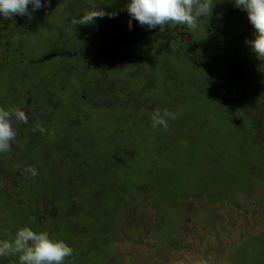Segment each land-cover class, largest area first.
<instances>
[{
  "label": "trees",
  "instance_id": "16d2710c",
  "mask_svg": "<svg viewBox=\"0 0 264 264\" xmlns=\"http://www.w3.org/2000/svg\"><path fill=\"white\" fill-rule=\"evenodd\" d=\"M50 2L31 18L10 17V29V18L0 23V43L25 41L0 59V107L28 117L16 120L4 152L21 147L7 162L23 171L18 195L0 197V240L29 226L73 247L65 264H126L111 239H126L120 216L128 205L144 204L156 212L144 237L158 241L159 261L162 246H182L195 213L207 212L203 224L215 232V205L264 209V61L245 43L254 32L245 10L209 0L211 16L198 21L214 44L208 49L138 21L130 29L128 0ZM73 5L83 12L74 15ZM94 9L105 15L74 30L67 23L51 33L58 24L45 21ZM31 86L32 100L23 101ZM158 110L173 114L167 127H153ZM234 249L231 264H264V231ZM0 264H20L19 253Z\"/></svg>",
  "mask_w": 264,
  "mask_h": 264
},
{
  "label": "rangeland",
  "instance_id": "374dc122",
  "mask_svg": "<svg viewBox=\"0 0 264 264\" xmlns=\"http://www.w3.org/2000/svg\"><path fill=\"white\" fill-rule=\"evenodd\" d=\"M48 6L52 7L53 2L49 3ZM60 8L67 9L65 6H60ZM68 9H71L76 16L83 12L78 5H73ZM68 16L70 15H67V21H70L71 18ZM72 19L77 18L72 17ZM4 21L5 18L1 19L0 23H3ZM59 26L60 25L53 29H49V31H51V33H56ZM10 28L11 25L9 24V29ZM160 29V26H157L156 30L160 31ZM162 29L163 32H165L169 27L164 26ZM196 31L197 36L203 41L202 43L204 46L208 49L214 46L209 39H205L203 33H201L202 27L200 25H198ZM28 33L32 34V32ZM175 33L176 31H170L166 35L173 39ZM4 38L7 37L3 36V30H1L0 41H3ZM104 39H107L106 36ZM22 41L23 40L17 38L18 45L16 43H12V45L6 44V42L0 43V59L4 61L6 58H11L14 53V47H21ZM186 41L189 45H194L193 43H195L198 46V43H200V41L197 42L193 39L191 32L182 40L183 43H186ZM160 42L161 41L158 43ZM175 42L180 43V40L176 39ZM235 75L236 78L241 79L238 72H236ZM235 84L239 86L237 81ZM36 89L37 87L31 86L24 91L23 101L25 99L27 102L31 101L32 97L30 94L32 90ZM12 121L13 125L18 122L16 119H12ZM13 151V153L8 152V154L4 152L0 153L5 160L2 159L3 164H0V197L5 195L7 199H12V197L18 195V192H16L14 188L18 185V182L16 181H19V176L23 171V168H21L22 170L18 169L16 171L10 163L7 162H12L10 159L12 157L16 158V155L20 153L22 149L21 147H16ZM7 155H9L8 159H6ZM127 201H132L134 204L131 195L127 197ZM26 204L30 203L27 202ZM140 205V209H136V207L132 208L128 205V211L125 212L123 216H120V225H123L127 229L126 239L123 240L119 236L111 239L115 246L116 253L122 256L121 259L125 260L126 264H132L133 260L139 264H231L230 258L234 253L235 245L249 235H258L264 231V209H260L256 205L253 207L250 201L244 204L241 208L221 207L215 205L213 207L214 214L216 215H214V220L217 218L215 232H211V230L203 224V216L204 214H207V212H201V214L195 213L192 219L190 218L182 227L184 231L181 235L183 239L182 246H177L176 249L168 245L165 247L162 246L159 252L162 258L157 261L155 259L157 254L155 249L157 248L158 241L151 240L149 237H144V232L148 228L147 225L152 223L150 222V214L155 215L156 212L152 209H147L144 204ZM206 221L208 220L206 219ZM137 239L142 240L141 243L135 241ZM143 239L145 240L143 241Z\"/></svg>",
  "mask_w": 264,
  "mask_h": 264
},
{
  "label": "clouds",
  "instance_id": "9594fccd",
  "mask_svg": "<svg viewBox=\"0 0 264 264\" xmlns=\"http://www.w3.org/2000/svg\"><path fill=\"white\" fill-rule=\"evenodd\" d=\"M50 0H0V17L10 18L16 15L32 17V14L45 8ZM234 6L245 10L253 26V38L246 39L255 56L264 61V0H233ZM126 10L129 13V28L133 21L141 26L155 29L160 26L184 25L195 31L201 17L212 14L213 5L209 0H128ZM104 11L94 9L85 12L72 21L73 24H90L96 17H103ZM27 122L26 113L19 108L0 107V153L11 148L17 132L13 127L12 117ZM171 112L159 110L152 116L153 127H167V118ZM29 171L38 174L35 167ZM19 253L20 264H65L74 253L73 247L63 239L55 238L47 230L36 231L29 226L17 229L14 240H0V257Z\"/></svg>",
  "mask_w": 264,
  "mask_h": 264
},
{
  "label": "flooded vegetation",
  "instance_id": "af4514ba",
  "mask_svg": "<svg viewBox=\"0 0 264 264\" xmlns=\"http://www.w3.org/2000/svg\"><path fill=\"white\" fill-rule=\"evenodd\" d=\"M51 3V2H50ZM48 5V4H47ZM56 5V4H55ZM54 6V5H53ZM44 10V9H43ZM42 12V11H41ZM49 16H51L52 17V19H47V20H45V21H53V23L54 22H56L58 25H64V24H69L70 25V27H71V30H74L75 29V24H73L72 23V21L74 20V19H72V17H70L71 19H70V21H67V17H65V16H57L56 17V15H49ZM8 21H9V24L10 25H13V26H15V25H17V18L15 17V18H10V19H8ZM53 25V24H52ZM166 27H169V29H168V31L170 32V31H176V33H175V36H174V38H173V40H176V39H178V40H180V43H183L182 42V40H183V38L186 36V35H188V33H190L191 31L190 30H188L189 28L188 27H186V26H183V25H176V24H168V25H165ZM181 33V34H180ZM192 33V32H191ZM192 35H193V39H195L197 42H199V41H201L200 39H199V37L197 36V35H195V34H193L192 33ZM165 36L167 37V39H168V35H166L165 34ZM170 38V37H169ZM182 38V39H181ZM187 42V41H186Z\"/></svg>",
  "mask_w": 264,
  "mask_h": 264
}]
</instances>
